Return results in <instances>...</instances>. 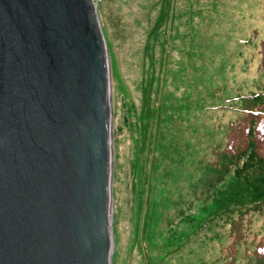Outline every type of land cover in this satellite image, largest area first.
<instances>
[{
    "label": "rangeland",
    "instance_id": "obj_1",
    "mask_svg": "<svg viewBox=\"0 0 264 264\" xmlns=\"http://www.w3.org/2000/svg\"><path fill=\"white\" fill-rule=\"evenodd\" d=\"M93 2L109 54L112 88L111 263L228 264L233 243L239 245L238 264L249 263L247 257H256L255 246L264 232L262 217L241 238L231 235V226L222 221L211 225L220 237L215 238L207 227L191 237L185 217L206 215L201 208L206 192L194 185L202 168L197 160L214 163V148L219 145L225 151L226 144L229 150L233 137L238 138L234 149L246 147L241 133L228 139L226 135L235 118L252 119L243 109L238 111L242 98L264 92V0ZM165 15L174 19L176 35L166 44L168 70L161 72L159 46L153 55L145 44L157 19ZM149 83L147 105L144 94ZM169 104L177 124L166 134L168 140L173 136L177 151L151 166L153 157H160L158 151L151 152L154 127L156 132ZM210 104L218 108L209 109ZM151 107L155 109L151 125L145 134L138 133L137 115ZM138 125L143 127V120ZM143 138L144 147L137 141ZM258 151L264 155V147ZM140 163H145L143 173Z\"/></svg>",
    "mask_w": 264,
    "mask_h": 264
},
{
    "label": "water",
    "instance_id": "obj_2",
    "mask_svg": "<svg viewBox=\"0 0 264 264\" xmlns=\"http://www.w3.org/2000/svg\"><path fill=\"white\" fill-rule=\"evenodd\" d=\"M112 124L93 0H0V264H111Z\"/></svg>",
    "mask_w": 264,
    "mask_h": 264
},
{
    "label": "trees",
    "instance_id": "obj_3",
    "mask_svg": "<svg viewBox=\"0 0 264 264\" xmlns=\"http://www.w3.org/2000/svg\"><path fill=\"white\" fill-rule=\"evenodd\" d=\"M173 22L174 19L172 17L168 18L167 15L158 18L155 27L150 30L145 44V50L147 52L152 50L153 55L154 49H157L159 46V50L161 51L159 60L161 72L163 68L166 71L168 70L164 56L166 55V44L171 42L176 35ZM150 38L153 42L152 46H150ZM153 55L149 57L151 64L155 62ZM190 83L192 85L195 83L191 77ZM151 90L152 83H149L144 94V100L147 105L150 104L149 95ZM242 99H244L243 104L239 106L238 111L243 109L252 119L248 120L245 117L235 118L237 122L234 121V126L229 128L226 137L228 139L233 135L241 133L245 139L244 143L247 141L246 147L242 151L234 149V142L238 138L233 137L228 143L229 150L226 144L225 151H221L219 145L217 148H214V154L217 156V160L214 163L204 162L203 159L197 160L202 168L199 178L194 185L198 189L202 187L206 192V196L203 198L205 202L201 204V208L206 210V215L194 218V214H191L185 217V222L189 224L188 235L191 237L198 234L204 227H207L211 233L214 232L215 238L220 237V231L217 228L212 229L211 225L213 226L218 221H222L224 224L228 223L231 226V235H234L235 238H241L243 233H251L250 227L257 218L262 217L264 220V155H260L258 151L259 147H264V92L263 90L254 91ZM215 107L217 106L208 105L209 109H216ZM162 108L164 109L165 106L162 105ZM167 109L170 110L167 112L163 110V123L157 127L156 132L154 127L152 135L154 146L151 152L158 151L160 157H153L151 166H157V163L162 160L161 158L172 156V152L176 150L172 141L173 136L172 139L168 140L166 131L174 128L177 122L175 123L173 119L174 114L170 104ZM154 111L155 109L151 107L144 114L137 115L134 124L136 128H139L138 133H141L143 130L145 134L147 128L151 125V121L149 120L153 118ZM190 111L191 108L187 109L188 113ZM191 118L194 117L191 116ZM140 120H143V127L138 125ZM261 125H263V128H260ZM218 130L220 132L224 131L223 129ZM137 141L140 146L144 147V138L141 142L140 139H137ZM206 153H203V155ZM239 160H241L240 164ZM144 165L145 163L139 164L142 173ZM260 229L264 230V222ZM182 234L187 236L185 233ZM258 234L259 231L253 233L255 237ZM232 248L234 255L231 256V261L228 264H238L237 253L239 252V245L233 243ZM255 255V258L247 257L249 260L247 264H254L264 260V232L261 233L260 239L255 246Z\"/></svg>",
    "mask_w": 264,
    "mask_h": 264
},
{
    "label": "bare ground",
    "instance_id": "obj_4",
    "mask_svg": "<svg viewBox=\"0 0 264 264\" xmlns=\"http://www.w3.org/2000/svg\"><path fill=\"white\" fill-rule=\"evenodd\" d=\"M101 27V26H100ZM108 52V51H107ZM110 79H111V74H110ZM112 90V88H111ZM111 127V126H110ZM111 133H113V127L111 128ZM110 158H111V154H110ZM113 159V158H112ZM111 167V166H110ZM113 169H114V163L112 161V180H111V188L113 186ZM111 207H112V202H111ZM112 264V263H111Z\"/></svg>",
    "mask_w": 264,
    "mask_h": 264
}]
</instances>
